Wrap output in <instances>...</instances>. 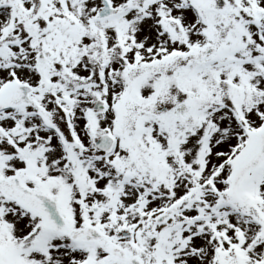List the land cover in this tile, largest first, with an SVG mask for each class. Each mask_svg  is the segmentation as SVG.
Segmentation results:
<instances>
[{"label": "snow or ice", "instance_id": "snow-or-ice-1", "mask_svg": "<svg viewBox=\"0 0 264 264\" xmlns=\"http://www.w3.org/2000/svg\"><path fill=\"white\" fill-rule=\"evenodd\" d=\"M0 264H264V0H0Z\"/></svg>", "mask_w": 264, "mask_h": 264}]
</instances>
